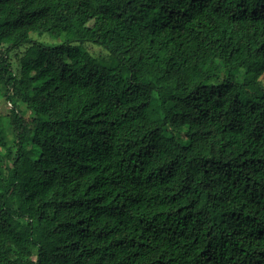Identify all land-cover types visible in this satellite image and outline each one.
<instances>
[{
    "label": "trees",
    "instance_id": "trees-1",
    "mask_svg": "<svg viewBox=\"0 0 264 264\" xmlns=\"http://www.w3.org/2000/svg\"><path fill=\"white\" fill-rule=\"evenodd\" d=\"M4 45L0 264H264V0H0Z\"/></svg>",
    "mask_w": 264,
    "mask_h": 264
},
{
    "label": "rangeland",
    "instance_id": "rangeland-1",
    "mask_svg": "<svg viewBox=\"0 0 264 264\" xmlns=\"http://www.w3.org/2000/svg\"><path fill=\"white\" fill-rule=\"evenodd\" d=\"M32 38L34 41L39 42L40 44H44L46 46H51V45H55L57 44V42L55 40H52L50 37H48L47 35L45 36H38V35H32ZM7 49V45L4 46H0V56L4 54L5 50ZM88 50L90 51V53H92L95 57H102V56H106L107 52L103 49L98 48L95 45H88ZM37 57L38 56V51L32 46V45H27V46H23L18 50L12 51L11 53H9L8 55V59L10 61V64L12 66V69H14V71H18L19 70V66H20V62L22 60V58L24 57ZM237 79L238 80H244V73L242 70H239L237 73ZM261 83L264 87V75L261 77ZM217 83L219 82H214V85H217ZM9 103H7L6 101L2 100L0 101V111L3 113H8L10 108H9ZM23 108L26 110V119L29 120L30 119V111L26 108V106H23ZM1 171V170H0ZM3 171V169H2ZM4 174V172H3ZM5 178V176L3 177Z\"/></svg>",
    "mask_w": 264,
    "mask_h": 264
}]
</instances>
